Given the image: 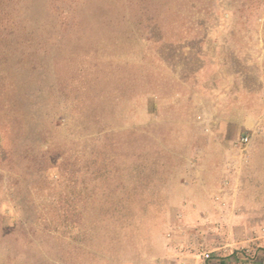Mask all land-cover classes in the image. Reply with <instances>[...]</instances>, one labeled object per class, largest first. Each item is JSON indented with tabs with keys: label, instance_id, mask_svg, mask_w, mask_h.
I'll use <instances>...</instances> for the list:
<instances>
[{
	"label": "rangeland",
	"instance_id": "374dc122",
	"mask_svg": "<svg viewBox=\"0 0 264 264\" xmlns=\"http://www.w3.org/2000/svg\"><path fill=\"white\" fill-rule=\"evenodd\" d=\"M230 255L264 264V0H0V264Z\"/></svg>",
	"mask_w": 264,
	"mask_h": 264
},
{
	"label": "crops",
	"instance_id": "0c3cea01",
	"mask_svg": "<svg viewBox=\"0 0 264 264\" xmlns=\"http://www.w3.org/2000/svg\"><path fill=\"white\" fill-rule=\"evenodd\" d=\"M262 204H258V203H255L254 205H252V208H251V213L252 214H258L260 213L262 210L261 208ZM252 217H254L252 215ZM246 225V224H245ZM255 225H252L251 227H254ZM257 226V225H256ZM186 252L184 251L183 253H181V256L178 255V257H176V261L179 263L180 261L184 260L185 259V256H186ZM189 259V258H188ZM192 262H194L195 264H202L203 262L201 261H198L196 260L195 258H190ZM224 261H227L226 263L230 262V261H233V263L236 264L237 260H236V256L235 255H230V256H227L225 259H223ZM232 263V264H233Z\"/></svg>",
	"mask_w": 264,
	"mask_h": 264
},
{
	"label": "built area",
	"instance_id": "2783aa9c",
	"mask_svg": "<svg viewBox=\"0 0 264 264\" xmlns=\"http://www.w3.org/2000/svg\"><path fill=\"white\" fill-rule=\"evenodd\" d=\"M242 141H243V142H244V141H247V137H243V138H242ZM204 258H206V259L209 258V254H208V253H205V254H204Z\"/></svg>",
	"mask_w": 264,
	"mask_h": 264
}]
</instances>
